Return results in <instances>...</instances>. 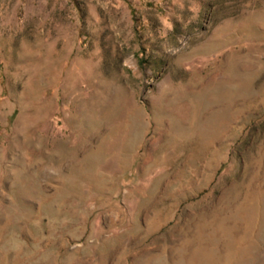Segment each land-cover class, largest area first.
<instances>
[{"label":"rangeland","instance_id":"rangeland-1","mask_svg":"<svg viewBox=\"0 0 264 264\" xmlns=\"http://www.w3.org/2000/svg\"><path fill=\"white\" fill-rule=\"evenodd\" d=\"M0 264H264V0H0Z\"/></svg>","mask_w":264,"mask_h":264},{"label":"bare ground","instance_id":"bare-ground-1","mask_svg":"<svg viewBox=\"0 0 264 264\" xmlns=\"http://www.w3.org/2000/svg\"><path fill=\"white\" fill-rule=\"evenodd\" d=\"M134 117L133 118V122L130 124V131H131V136H132V140L129 142V144L126 145V148L124 149V151L128 152L130 148H132L134 145H133V139L136 138L137 140H135L134 142H137L138 141V138H139V128H140V124H139V119H138V115L137 114H134ZM134 135H136L137 137H134Z\"/></svg>","mask_w":264,"mask_h":264}]
</instances>
